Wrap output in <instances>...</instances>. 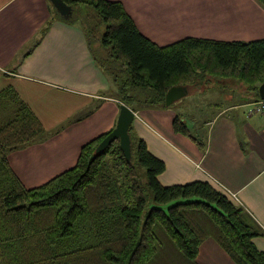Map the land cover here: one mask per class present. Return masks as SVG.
<instances>
[{"label":"trees","instance_id":"obj_1","mask_svg":"<svg viewBox=\"0 0 264 264\" xmlns=\"http://www.w3.org/2000/svg\"><path fill=\"white\" fill-rule=\"evenodd\" d=\"M255 1L264 8V0ZM62 2L71 9L62 19L82 31L113 96L131 111L164 107L168 89L195 88L207 78L239 83L259 100L264 38H183L158 47L139 33L118 2ZM171 127L203 150L177 116ZM108 133L82 145L71 168L25 188L6 157L41 139L44 130L10 88L0 90V264H196L197 248L207 238L233 264H264V254L252 243L264 233L242 207L206 182L161 186L157 176L164 164L131 126L128 161L117 141L95 154Z\"/></svg>","mask_w":264,"mask_h":264},{"label":"crops","instance_id":"obj_2","mask_svg":"<svg viewBox=\"0 0 264 264\" xmlns=\"http://www.w3.org/2000/svg\"><path fill=\"white\" fill-rule=\"evenodd\" d=\"M108 1L118 2L139 33L158 47L183 38H264V8L255 0ZM0 78V90L10 88L44 130L41 139L6 157L25 188L71 168L80 147L115 124L120 102L94 63L84 34L57 17L47 0H0ZM199 86L185 89L167 107ZM237 92L239 104L214 103L216 110L203 120V150L172 130L177 115L164 107L133 111L131 128L164 164L157 176L161 186L206 182L242 207L264 233V117L249 113L254 101L246 91ZM252 243L264 254V236ZM195 262L233 264L209 238L199 244Z\"/></svg>","mask_w":264,"mask_h":264},{"label":"rangeland","instance_id":"obj_3","mask_svg":"<svg viewBox=\"0 0 264 264\" xmlns=\"http://www.w3.org/2000/svg\"><path fill=\"white\" fill-rule=\"evenodd\" d=\"M207 79L206 83L200 84L198 90L192 92V89H190V94L183 96L169 107L164 106V108L174 112L183 121L191 136L200 140L205 132V128L202 126L203 120L210 117L211 113L216 110L213 104L217 102H221L223 106L239 104L236 98L239 95L237 91L245 90L241 84L231 80L224 81V83L223 80H218V83H216V79ZM216 85L227 88L219 89L215 87ZM228 86H231V88ZM224 96H227V99ZM149 196L148 194V201L150 199Z\"/></svg>","mask_w":264,"mask_h":264},{"label":"water","instance_id":"obj_4","mask_svg":"<svg viewBox=\"0 0 264 264\" xmlns=\"http://www.w3.org/2000/svg\"><path fill=\"white\" fill-rule=\"evenodd\" d=\"M54 11L64 19L70 17L71 9L62 0H47ZM182 87H171L164 95V105L168 106L175 99L185 94ZM257 95L260 100H264V79L257 86ZM134 119V113L124 104H119L118 115L113 128L103 137L94 148L95 154H100L109 144L117 141L119 149L126 161L130 157L128 128Z\"/></svg>","mask_w":264,"mask_h":264},{"label":"built area","instance_id":"obj_5","mask_svg":"<svg viewBox=\"0 0 264 264\" xmlns=\"http://www.w3.org/2000/svg\"><path fill=\"white\" fill-rule=\"evenodd\" d=\"M249 113L260 114L264 117V100H257L251 103Z\"/></svg>","mask_w":264,"mask_h":264}]
</instances>
